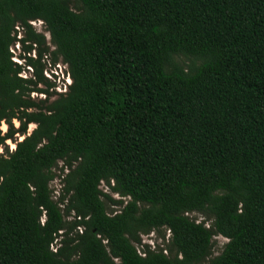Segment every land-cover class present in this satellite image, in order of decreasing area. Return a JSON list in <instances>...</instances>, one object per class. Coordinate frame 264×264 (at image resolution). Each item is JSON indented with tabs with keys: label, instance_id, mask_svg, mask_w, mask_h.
<instances>
[{
	"label": "trees",
	"instance_id": "16d2710c",
	"mask_svg": "<svg viewBox=\"0 0 264 264\" xmlns=\"http://www.w3.org/2000/svg\"><path fill=\"white\" fill-rule=\"evenodd\" d=\"M113 257L264 264V0H0V264Z\"/></svg>",
	"mask_w": 264,
	"mask_h": 264
},
{
	"label": "rangeland",
	"instance_id": "374dc122",
	"mask_svg": "<svg viewBox=\"0 0 264 264\" xmlns=\"http://www.w3.org/2000/svg\"><path fill=\"white\" fill-rule=\"evenodd\" d=\"M33 27L35 28L36 31L38 32H42L45 34L46 39L49 40V34L48 32L45 30V26L43 24V22L41 20H35L31 22ZM12 50L14 51V54L16 55V53H18L19 47L16 44H14L12 46ZM33 55V52L31 53ZM181 60L184 62L182 63L185 68H186V64H188L190 61L188 58L182 56ZM43 63H44V76L47 79V82L50 83L51 85H54V87H50L49 90L53 89V91H64L65 90V85H67L68 83H70V78L68 76L67 70H66V65L61 61L58 60L55 64H53L50 60V56L47 55L46 58L42 59ZM29 71V70H28ZM30 72V71H29ZM29 73L27 72H22V75H28ZM47 85L42 84L40 85V87L42 88H46ZM32 96L35 98H43L44 95L43 94H39V93H32ZM15 123L17 124V122L15 121ZM2 129L5 130L6 125L4 123H2ZM34 127V124H30L29 125V131ZM9 145V148L12 149L14 147L13 142L8 141L7 142ZM61 167H62V162L59 160L57 162V165L53 168L54 172L57 173V177H55V179L51 182V187L54 188V192H56L58 190V188L61 185L60 182V178H61ZM101 186L104 187L105 190L108 191V188L106 185L102 184ZM100 186V187H101ZM103 187H101L103 189ZM113 196L115 198H120V196L116 193H113ZM112 207V206H111ZM119 207L114 206L113 209H118ZM193 216H196L197 220H201L204 216L200 213H192ZM209 224V222H208ZM166 235L165 238L166 240L169 237V233L168 230L165 231ZM214 239L216 240V244L213 247V252L212 255H216L218 253H220V251L223 248L224 243L227 241V238L221 236V235H216L214 236ZM159 243L162 245L163 243V239L161 237H159V233L157 231H151L149 234H143L141 236V242L139 244H136L138 249L141 250L142 249V245L144 244H149L151 246V248H154L156 246V244ZM55 245V244H54Z\"/></svg>",
	"mask_w": 264,
	"mask_h": 264
},
{
	"label": "built area",
	"instance_id": "2783aa9c",
	"mask_svg": "<svg viewBox=\"0 0 264 264\" xmlns=\"http://www.w3.org/2000/svg\"><path fill=\"white\" fill-rule=\"evenodd\" d=\"M102 184H104L103 181H101V185H102ZM104 185H105V184H104ZM106 186H107V188H109L108 185H106ZM101 187H103V186H101ZM103 190H104V191H107V190L104 189V187H103ZM108 190H109V189H108ZM55 247H56V246H54V245L52 246V248H53L54 250H55ZM165 252H166V251H165ZM113 260H114V263H115V264H119V263H120V258H119V257H113Z\"/></svg>",
	"mask_w": 264,
	"mask_h": 264
}]
</instances>
